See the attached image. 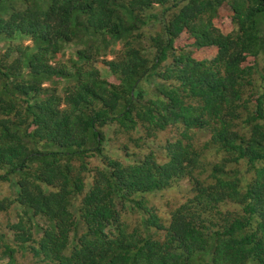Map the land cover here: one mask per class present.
<instances>
[{
  "label": "trees",
  "instance_id": "obj_1",
  "mask_svg": "<svg viewBox=\"0 0 264 264\" xmlns=\"http://www.w3.org/2000/svg\"><path fill=\"white\" fill-rule=\"evenodd\" d=\"M1 185L8 264H264V0H0Z\"/></svg>",
  "mask_w": 264,
  "mask_h": 264
},
{
  "label": "rangeland",
  "instance_id": "obj_2",
  "mask_svg": "<svg viewBox=\"0 0 264 264\" xmlns=\"http://www.w3.org/2000/svg\"><path fill=\"white\" fill-rule=\"evenodd\" d=\"M232 13L225 11V10H220L219 17L215 20V25L220 29L221 32L229 34L233 31L235 28L234 24L232 23ZM188 38L180 39L176 43V48L179 52H181L182 48L187 45ZM26 44H31V42H26ZM3 45V44H2ZM118 49V48H117ZM210 49H203L198 53V57L203 58L204 56H209L211 55L209 52ZM65 52V53H64ZM63 53L64 55H60L58 58L60 59L61 62H66L69 58H71L72 53L74 52L73 50H65ZM215 54V52H214ZM113 56L109 58V60L112 59ZM97 67L101 70L103 76L109 80L111 83L118 84V81L115 80V78L111 77L110 75H106L107 73V68L103 63H98ZM60 90L62 89L61 85L57 86ZM113 130L110 132L109 138H110V144L108 145V150L110 154H122L125 150V148H128L129 150L132 151H138L135 148H137L134 144L135 142H129V138L125 135H117L115 136L113 133ZM158 136V137H157ZM156 137V140H154L153 144L149 142L142 141L140 142L141 145L144 146V148H150V150H153L155 153L158 154V157L162 160V152H163V146L167 143L168 140L176 139L178 137V132L177 129H168L165 132H160ZM131 137L133 138H138V135L133 134ZM199 142L204 141L206 138H208V134L205 132H198L197 136ZM100 165V161L98 162L97 160H93L92 166L97 167ZM187 186L186 183H182L180 186L172 189V191H166L162 194H159L157 196H152L150 198V202L152 205H157L158 207L161 206H167L169 208L170 205H167V202L174 203L175 205L179 204V201L182 199L183 196V190L184 187ZM170 192V193H169ZM10 196V190L8 185H1L0 186V197L4 198L7 197L9 198ZM16 221V215L13 210L11 211H6V212H1L0 213V226L3 230H8L9 226L12 222ZM4 252V249L0 246V264H8V259L4 257L1 259L2 254ZM16 257L18 259V264H38L35 263L31 257L30 253L22 254L18 253L16 254ZM40 264V263H39Z\"/></svg>",
  "mask_w": 264,
  "mask_h": 264
}]
</instances>
